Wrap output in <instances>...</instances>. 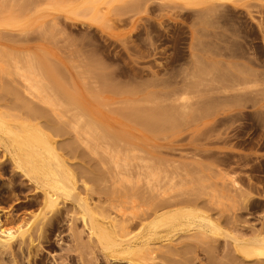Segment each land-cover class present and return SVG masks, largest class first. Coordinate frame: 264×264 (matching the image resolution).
<instances>
[{
  "label": "rangeland",
  "instance_id": "374dc122",
  "mask_svg": "<svg viewBox=\"0 0 264 264\" xmlns=\"http://www.w3.org/2000/svg\"><path fill=\"white\" fill-rule=\"evenodd\" d=\"M263 128L264 0H0V220L31 236L0 264H258L237 243L264 236ZM17 140L37 143L28 171ZM152 182L194 211L150 224ZM122 211L121 243L98 222Z\"/></svg>",
  "mask_w": 264,
  "mask_h": 264
},
{
  "label": "bare ground",
  "instance_id": "6f19581e",
  "mask_svg": "<svg viewBox=\"0 0 264 264\" xmlns=\"http://www.w3.org/2000/svg\"><path fill=\"white\" fill-rule=\"evenodd\" d=\"M28 72H30V71H28ZM22 73V72H21ZM27 73V72H26ZM31 73L33 74V72L31 71ZM29 74V75H32V74ZM23 74H24V72H23ZM22 75V74H21ZM21 77V76H20ZM23 78L25 77V75L24 76H22ZM39 77V76H38ZM22 78V79H23ZM21 79V80H22ZM43 79V78H42ZM39 80V79H38ZM37 79H36V82L38 81ZM44 81V80H43ZM23 82V81H22ZM25 90H26V93L30 96V98L31 99H39V100H41V102L43 101V103H50L49 102V100H50V98L51 97H49L50 95H48L49 93H48V91H46V90H48L47 88H46V90H45V86H44V88H41L40 87V80L38 81L39 82V84H36V82L34 81V79H33V77L32 76H28V75H26V77H25ZM37 82V83H38ZM24 84V83H23ZM22 84V85H23ZM45 84H46V81H45ZM48 84V83H47ZM46 84V85H47ZM23 87H24V85H23ZM48 87H49V85H48ZM227 87V86H226ZM228 89V88H227ZM234 89V88H233ZM240 89V88H239ZM225 91H227V90H225ZM15 92V91H14ZM25 92V91H24ZM51 92V91H50ZM238 94V93H237ZM245 94V93H244ZM25 96V95H24ZM72 98V97H71ZM27 99H28V97H27ZM29 100V99H28ZM263 100V99H262ZM52 102H53V100H51ZM72 101V100H71ZM74 101V103H76V101L75 100H73ZM73 103V102H72ZM78 103V102H77ZM30 104V103H29ZM44 105V104H43ZM80 105V104H79ZM242 105V104H241ZM242 107V106H241ZM246 108V107H245ZM248 108V107H247ZM36 109V108H35ZM30 111L32 110V108H30L29 109ZM40 110V109H39ZM42 111V110H41ZM40 111V112H41ZM152 111V110H151ZM150 111V112H151ZM44 113H46V112H44ZM133 113V112H132ZM153 113V112H152ZM40 114V113H39ZM47 114V113H46ZM46 114H43V115H46ZM134 114V113H133ZM157 114V113H156ZM41 116H42V113L40 114ZM141 115V114H140ZM140 115H138L137 116V118L139 117L140 119L142 118ZM134 116V115H133ZM135 116H136V113H135ZM160 116V115H159ZM157 117V116H156ZM130 118H131V115H130ZM134 118V117H133ZM146 118V117H145ZM139 119V120H140ZM144 119V118H143ZM147 119V121H148V124L146 125L145 123H147V121L144 123V125H146V126H152L153 124H152V122L150 123L149 122V120H148V118H146ZM159 119V118H158ZM160 119L162 120V118H161V116H160ZM127 120V119H126ZM133 120H135V118L133 119ZM155 121H154V123L156 122V120L157 119H154ZM131 121V120H130ZM143 121V120H142ZM134 122H136V121H134ZM141 122V121H140ZM120 123H122V122H120ZM139 123V122H138ZM158 123H159V121H158ZM157 123V124H158ZM45 124V123H44ZM123 124V123H122ZM121 124V125H122ZM120 125V126H121ZM163 125H164V123H163ZM168 125H170V124H168ZM32 126V125H31ZM30 126V127H31ZM154 126V125H153ZM123 127V126H122ZM158 126H156V128H157ZM162 127V126H161ZM171 127V126H170ZM41 128V127H40ZM147 128V127H146ZM107 129V128H106ZM154 130H156L155 129V127L153 128ZM157 129H159V128H157ZM264 129V128H263ZM29 133H27V135H29V138H31V139H33L34 141H39V143H45V145H44V147H47V146H49L48 144L50 143L48 140L49 139H46L45 137H44V134L45 133H43L44 131H41L40 129H39V127L37 126H33L30 130L31 131H29V129H26ZM148 130H150V128L148 129ZM151 130H152V128H151ZM25 131V130H24ZM33 131V132H32ZM153 131V130H152ZM113 131L111 130L110 132H107V130H106V133H112ZM104 133H105V130H104ZM113 133H115V132H113ZM115 134H117V133H115ZM26 135V136H27ZM107 135H109L110 137L112 136V134L110 135V134H107ZM45 136H47L46 134H45ZM115 137L116 136H118V135H114ZM28 137V136H27ZM109 137V138H110ZM113 137V136H112ZM115 137L114 138H112V139H115ZM120 137L121 138H123L121 135H120ZM120 137L119 138H117V139H120ZM31 139H29L30 141H31ZM124 139H126V138H123V141L124 142H126ZM51 141V140H50ZM120 141V140H119ZM118 141V142H119ZM114 142V141H113ZM26 142H24L23 143V141H20V140H17V147L15 148L16 150L14 151V154L12 155V160H14V162L16 163V166L18 167H23V168H25L27 171H28V169L29 168H31V167H33L32 165H33V163H32V161L34 162V158H37V157H39V156H37V154L34 152L35 150H33V148L35 147V144H37V143H33L34 144V146H29L28 144H30V143H28L27 142V144H25ZM119 143H121V141L119 142ZM41 144H39V145H41ZM46 144H47V146H46ZM51 144V143H50ZM117 144V143H116ZM124 144V143H123ZM131 144V143H130ZM31 145V144H30ZM43 145V144H42ZM115 145V144H114ZM125 145V144H124ZM127 146V145H126ZM131 146H132V144H131ZM130 146V147H131ZM43 147V146H42ZM49 147H54L55 148V146H53V143H52V145L51 146H49ZM48 147V149H50ZM125 147V146H124ZM129 147V146H128ZM54 148H53V150H54ZM47 149V148H46ZM52 150V148L50 149V150H47V151H50V152H52L53 151ZM37 157H36V156ZM128 157V156H127ZM40 158V157H39ZM31 159H34V160H32L31 161ZM116 159V158H115ZM118 159V158H117ZM118 161H119V159H118ZM119 163V162H118ZM140 164V163H139ZM26 166V167H25ZM123 166H125L124 164H123ZM140 166V165H139ZM142 166H143V164H142ZM141 166V167H142ZM150 166V165H149ZM27 167H29V168H27ZM120 167H121V165H120ZM22 168V169H23ZM153 169V168H152ZM30 170H32V169H30ZM29 172H32V171H29ZM122 172V171H121ZM129 172V171H128ZM155 172V171H154ZM153 172V173H154ZM28 173V172H27ZM129 173H131V172H129ZM150 173V172H149ZM158 173V172H157ZM156 173V174H157ZM125 174V173H124ZM151 174V173H150ZM227 174V173H226ZM225 174V175H226ZM153 175V174H152ZM227 176V175H226ZM224 177V176H223ZM222 177V178H223ZM231 177V176H230ZM149 179V178H148ZM156 179V178H155ZM153 180V179H152ZM157 180V179H156ZM223 180V179H222ZM228 180V179H227ZM60 182V184H58ZM58 183H56V185L58 184V186H57V188H54V189H52V192L50 191H46V193H45V203L46 204H49L50 206L51 205H53V204H57L58 202H57V199H59V196L60 195H64V194H67L66 193V191L68 190V188L69 187H67L66 185H64V183H61L62 181L60 180ZM148 182V181H147ZM146 182V183H147ZM233 182V181H232ZM161 183V182H160ZM224 183V182H223ZM239 183V182H238ZM238 183H236V181H234V183H232L231 184V188H234L235 189V187H238ZM155 184V183H154ZM159 184V183H158ZM161 185V184H160ZM159 185V186H160ZM226 185V184H225ZM237 185V186H236ZM159 186H155V185H153V182H152V184L150 183V184H148L147 185V192L149 191V192H151V193H149L150 195H148L149 197H151L152 199H153V201H151V202H153V205H154V208H153V210H152V214L154 215V219H153V221L150 223V224H168V223H170V221H172V218L174 217V216H176V217H178L177 215H180V214H182V215H180V216H183V213L184 214H186V212L188 213V211H194L193 210V208L190 206L191 205V203L192 202H189V200L187 201V200H185L184 201V199H183V201H178V200H173V201H171V199L170 200H168V198H164L163 196H164V194H166V193H164V192H162V190H161V188H159ZM161 187V186H160ZM238 189H239V187H238ZM51 190V189H50ZM70 190V189H69ZM233 190V189H232ZM237 190V189H236ZM240 190V189H239ZM239 190H238V192H239ZM71 192V191H70ZM69 192V193H70ZM144 193H146V192H144ZM58 194H60V195H58ZM65 196V195H64ZM168 196V195H167ZM86 199V198H85ZM151 199V200H152ZM175 199V198H174ZM178 199V198H177ZM182 200V199H181ZM84 201H87V199L86 200H84ZM175 201V202H174ZM57 202V203H56ZM188 203H190V205L188 204ZM195 203H196V201H195ZM85 204H87V202H85ZM88 204H89V202H88ZM87 204V205H88ZM182 206H181V205ZM193 204V203H192ZM83 205V207L85 206V208H87L86 206L87 205H84V204H82ZM152 205V204H151ZM172 205H175V206H178V205H180L179 206V208H177V209H175V211L174 212H171L170 213V211H168L169 213H166L165 211H164V209L165 208H168V207H170V206H172ZM56 206V205H55ZM49 207V206H48ZM89 209V208H88ZM87 210V209H86ZM105 215V216H104ZM104 215H101L102 217H103V221L101 222L102 223V225H101V223H99L98 222V225L100 224V227H99V230L102 232V231H104V232H102V234L104 235V234H107L108 233V229H113V230H115V228H119L118 229V231H119V235L117 234V236L119 237V239H117L118 241H120V236H121V243L122 242H129L131 239H132V235L130 234V231H129V224L131 223V221L134 219V217H129V215H127V213L126 212H121L120 213V219H116L115 218V216L114 217H111L109 214L107 215V214H104ZM130 216H132V215H130ZM206 216V221L208 222H206L207 224H210L211 225V228H212V230L213 229H215V231L217 230V229H219V224L217 223V221H214L212 218H211V216H209V215H205ZM101 217V218H102ZM176 217H175V219H176ZM202 217H204V216H202ZM204 220H205V217H204ZM4 223L5 222H3L2 220H0V249H2V248H4V249H7L6 251H9L8 250V248L10 249L11 247H12V245H13V242L17 239V237L18 236H21V237H19V240H20V238H23L25 235V237H24V239L25 238H27V235L29 236V231H25L26 229V227H25V225H23V226H19L18 228H10V227H5L4 226ZM29 223V222H28ZM26 224V223H25ZM157 224V225H158ZM27 225V224H26ZM98 225H97V227H98ZM24 227V228H23ZM115 227V228H114ZM30 228V227H29ZM29 228H27V229H29ZM107 229L106 231L105 230H103V229ZM202 229H204V228H202ZM111 231V230H110ZM117 231V230H116ZM206 231V230H205ZM204 231V235H207V231L205 232ZM214 231V230H213ZM27 234H26V233ZM106 232V233H105ZM201 232H202V230H201ZM32 233V232H31ZM30 233V235H32ZM116 233H118V232H116ZM114 236V235H113ZM29 237H31V236H29ZM133 237H135L134 235H133ZM141 239H140V241H138V243H141V245H145V246H148L149 244H150V242H151V239H150V236L149 235H143L142 237H140ZM23 239V240H24ZM31 239V238H30ZM137 243V244H138ZM239 244V245H238ZM237 245L239 246V248H240V251H241V253H243V255H245L246 256V258H249V259H254L255 260V262L256 263H258V264H264V236H261L260 234H257V235H254L253 237H251V238H249V239H239L238 240V243H237ZM131 247V245L130 244H128L127 246H125V248H130ZM176 247V246H175ZM177 248V247H176ZM175 248V249H176ZM2 251H4V250H2ZM11 252V251H10ZM244 256V257H245Z\"/></svg>",
  "mask_w": 264,
  "mask_h": 264
}]
</instances>
